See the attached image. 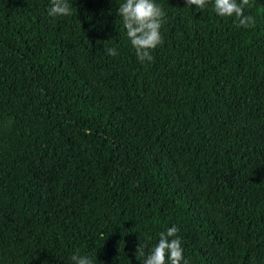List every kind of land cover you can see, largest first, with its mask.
I'll return each mask as SVG.
<instances>
[{
  "label": "trees",
  "instance_id": "trees-1",
  "mask_svg": "<svg viewBox=\"0 0 264 264\" xmlns=\"http://www.w3.org/2000/svg\"><path fill=\"white\" fill-rule=\"evenodd\" d=\"M67 2L0 0V264H143L173 226L188 264H264V0H155L143 63L125 0Z\"/></svg>",
  "mask_w": 264,
  "mask_h": 264
},
{
  "label": "clouds",
  "instance_id": "clouds-1",
  "mask_svg": "<svg viewBox=\"0 0 264 264\" xmlns=\"http://www.w3.org/2000/svg\"><path fill=\"white\" fill-rule=\"evenodd\" d=\"M187 8L195 6L203 11L209 0H184ZM250 6V0H213V10L216 15L223 18H232L238 21L237 27L250 28L255 26V19L251 15H245V7ZM72 15V6L67 0H51L48 8V16L52 18L67 17ZM118 16L122 18L123 28L135 50L140 62L151 61V52L162 45L161 27L165 23L166 13L155 0H125L119 5ZM99 43V42H98ZM104 51L109 56H116L115 48H107ZM179 229L175 226L168 228L159 234V241L149 254H145V245L139 244L135 254L143 264H188L183 256L181 239L178 236ZM73 264H93L88 256L74 254L70 257Z\"/></svg>",
  "mask_w": 264,
  "mask_h": 264
}]
</instances>
